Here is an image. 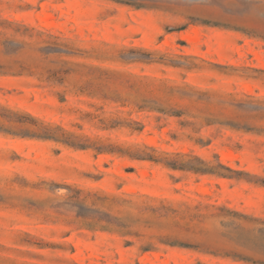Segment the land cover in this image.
I'll list each match as a JSON object with an SVG mask.
<instances>
[{"label": "rangeland", "instance_id": "rangeland-1", "mask_svg": "<svg viewBox=\"0 0 264 264\" xmlns=\"http://www.w3.org/2000/svg\"><path fill=\"white\" fill-rule=\"evenodd\" d=\"M0 105L264 178V0H0ZM247 178L0 132V264H264Z\"/></svg>", "mask_w": 264, "mask_h": 264}, {"label": "trees", "instance_id": "trees-1", "mask_svg": "<svg viewBox=\"0 0 264 264\" xmlns=\"http://www.w3.org/2000/svg\"><path fill=\"white\" fill-rule=\"evenodd\" d=\"M0 109V132H3L5 134L22 137L28 136L54 139L76 149H93L96 151V154L109 153L129 157L133 160H149L156 163H164L165 165L173 169L187 170L195 173L236 178H243L244 175H247L251 177L247 178L249 181L264 185V178L256 174H250L249 172L233 169L230 166L222 163L220 160H217V162L215 163L213 161L206 160L198 155L186 153H177L173 158L169 156L161 157L156 154L158 152L157 148L145 143H133L128 146H123L113 143L91 141L89 138H84L76 134L74 131L66 129L60 124L45 122V120L38 118L31 113L26 112V115H22L19 112H16L10 108L3 107L1 105ZM141 129L142 128H140V130ZM185 156H189L191 158L185 160ZM194 161H198V164H196ZM225 171H228L229 173ZM241 215L244 217H248L247 215ZM123 233L124 235L133 234L130 231H126ZM127 243L131 242L127 241ZM151 245V243H147L146 245H144L142 247L143 251L150 250L152 247ZM233 257L251 261L249 258H244L239 255H234Z\"/></svg>", "mask_w": 264, "mask_h": 264}]
</instances>
